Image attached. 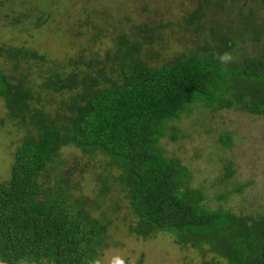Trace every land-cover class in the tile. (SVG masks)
Returning a JSON list of instances; mask_svg holds the SVG:
<instances>
[{"label":"trees","instance_id":"trees-1","mask_svg":"<svg viewBox=\"0 0 264 264\" xmlns=\"http://www.w3.org/2000/svg\"><path fill=\"white\" fill-rule=\"evenodd\" d=\"M83 2L87 5L88 0ZM99 5L93 14L100 13ZM39 16L35 27L40 25ZM25 18L14 21L21 24ZM199 18V11H193L186 23L195 24L197 31ZM134 28L143 34V42L117 35L112 55L105 53V59L114 62L107 68L93 53L86 59L79 54L63 64L53 63L39 75L37 85L23 73L15 77L0 71V99L7 120L30 125L38 137L26 138L15 149L9 180L0 183V264H97L95 249L103 242L104 226L81 210L84 200L75 199L77 211L73 210L66 204L65 187H58L52 196L46 193L44 201L37 199L36 178L68 144L83 153L98 151L119 170L116 180L136 219L128 227L130 233L141 238L156 231L171 234L180 249L189 246L201 255L209 253L211 264L214 259L223 264H264V214L253 219L201 207L205 196L187 188V171L166 160L155 146L164 136V124L196 103L264 116V54L226 66L230 80L238 81L233 87L246 89L233 93L228 87L220 89L224 73L213 54L176 58L156 68L145 65L140 49L156 41L155 28L145 24ZM6 57L14 68L20 60L48 63L24 47L8 48ZM41 91L68 95L60 103L63 124L56 122L59 117L50 119L31 106L39 102ZM219 94L221 99H216ZM219 139L228 142L226 136ZM230 174V166L223 165L222 178Z\"/></svg>","mask_w":264,"mask_h":264},{"label":"rangeland","instance_id":"rangeland-1","mask_svg":"<svg viewBox=\"0 0 264 264\" xmlns=\"http://www.w3.org/2000/svg\"><path fill=\"white\" fill-rule=\"evenodd\" d=\"M62 1L0 0L2 73L15 77L23 73L27 81L37 85L41 82L39 75L53 68V63L63 64L69 56L79 54L86 59L93 53L107 68L114 62L106 60L105 53L112 55L115 37L122 34L128 42H143V34L134 28L142 24L155 28L156 41L143 44L140 49V60L151 68L176 58L224 52L233 57L227 66H236L245 58L264 54V0H88L87 5L84 0ZM98 2L102 9L93 14ZM196 10L201 23L197 31L195 24L186 23ZM118 14L123 17L121 21ZM23 15L25 20L16 24L14 19H22ZM36 15H40V25L35 27ZM10 47L33 50L48 63L20 60L14 68L6 57ZM220 65L224 73L220 89L228 87L233 93L246 90H236L233 83L238 81H231L228 68ZM248 87L252 85L249 83ZM221 95H216V99H221ZM67 98L66 93L41 91L39 102H32L31 106L50 119L59 117L56 122L63 124L61 116L65 111L60 103ZM213 107L214 104L206 108L202 103L188 106L184 113L164 124V136L155 146L166 160L177 162L187 171V188L205 196L201 207L256 219L264 214V116ZM35 132L30 125L7 120L0 99L1 184L9 180L15 149L26 138L36 140ZM220 135L228 137V142H222ZM225 164L230 166L231 174L223 179ZM118 174L107 156L98 151L83 153L68 144L36 178L37 199L44 201L46 193L52 196L58 187H65L66 204L73 210L77 211L75 199L84 200L81 210L104 226L103 242L95 249L97 264H112L117 257L123 258L125 264H211L209 253L201 255L189 246L180 249L171 234L156 231L141 238L130 233L128 227L135 225L136 219L116 180ZM212 264L223 262L214 259Z\"/></svg>","mask_w":264,"mask_h":264},{"label":"clouds","instance_id":"clouds-1","mask_svg":"<svg viewBox=\"0 0 264 264\" xmlns=\"http://www.w3.org/2000/svg\"><path fill=\"white\" fill-rule=\"evenodd\" d=\"M215 58L225 66L233 61V57L229 52H224L223 54L217 53ZM112 264H125V260L117 257L112 261Z\"/></svg>","mask_w":264,"mask_h":264}]
</instances>
